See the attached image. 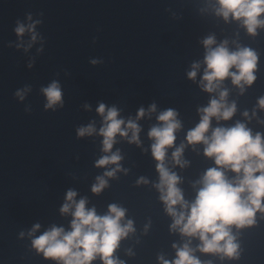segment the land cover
I'll list each match as a JSON object with an SVG mask.
<instances>
[{"label":"water","instance_id":"obj_1","mask_svg":"<svg viewBox=\"0 0 264 264\" xmlns=\"http://www.w3.org/2000/svg\"><path fill=\"white\" fill-rule=\"evenodd\" d=\"M218 8L217 0H0V264H58L38 252L32 240L53 225L70 230L71 215L60 212L69 189L77 192V201L87 198V207L99 215L110 204L126 210L122 224L131 220L134 231L115 253L123 264H162L161 257L174 264L185 245L201 264H264V201L250 224L230 226L238 248L229 257L202 252L198 237L174 231L173 217L155 187L159 174L148 132L165 109L177 111L183 123L176 145L186 144L182 159L189 163L176 165L174 149L168 150L165 163L180 176L185 200L194 201L199 187L194 183L215 166L203 154V145L194 151L185 139L200 120L198 108L213 96L219 99L218 92L200 87L206 67L202 41L210 35L215 36L213 47L226 40L231 51L248 47L258 57L256 80L244 84L243 92L230 78L222 85L229 93L227 103L234 101L237 111L219 124L240 121L254 134L264 133V109L258 104L264 97V27L251 35L242 21L216 15ZM28 13L43 21L30 48V35L17 46L21 38L14 32L17 20L28 23ZM92 59L102 63L93 65ZM195 62L201 67L191 80L187 73ZM53 80L61 86L62 107L46 110L41 89ZM26 88L30 91L21 100L16 92ZM100 102L117 106L125 120H136L141 107L146 114L137 120L139 143H129L131 132L117 136L112 151H120L119 165L98 168L96 161L106 155L98 134ZM153 103L155 112L150 111ZM93 122L96 133L79 137L77 129ZM212 126H217L215 119ZM117 167L115 176L104 175ZM97 177L107 181L99 194L91 190ZM141 177L147 182L140 183ZM36 224L40 229L33 232ZM93 264L102 260L97 257Z\"/></svg>","mask_w":264,"mask_h":264},{"label":"clouds","instance_id":"obj_2","mask_svg":"<svg viewBox=\"0 0 264 264\" xmlns=\"http://www.w3.org/2000/svg\"><path fill=\"white\" fill-rule=\"evenodd\" d=\"M219 8L216 15L222 16L225 21L231 17L236 21H242L243 26L251 35L257 33V29L264 27V0H217ZM43 16V13L40 14ZM28 23L17 20L14 32L21 38L26 33L30 35L28 47L36 41L38 33L36 27L42 24V20L33 19V15H26ZM206 52L204 64L206 65L200 81V87L204 92L217 93L210 99L207 106L198 108L199 122L186 133L187 145H192L195 151L196 145H203V154L214 161V167L208 168L201 178L194 183L196 196L194 201L185 200L183 190L178 187L182 180L180 176L166 166L168 150L176 165L184 168L188 161L182 159L186 147L185 143L176 145L177 132L182 129L183 123L178 119L179 113L172 108L161 111L154 125L148 132L152 140L151 155L157 162L156 169L159 174V182L155 187L160 192V199L166 206V212L173 217L172 229H179L181 234L187 237H198L202 242L200 251L206 253L223 252L229 257L236 255L238 245L230 233V226L243 227L252 222L255 210L261 207L264 201V133H253L245 123L237 121L231 126H222L220 121H230L237 111V105L233 101L227 103L229 95L222 85L229 78L233 85L241 88L243 85H251L256 76L254 71L257 66V54L248 47H238L231 51L225 40L218 46L215 36L210 35L202 41ZM11 46V45H9ZM27 50V49H25ZM93 65L102 63L101 60L92 59ZM201 65L193 63L192 70L187 73L191 80H195ZM235 69V71H233ZM30 91L17 90L16 96L24 99V93ZM46 98L45 109H54L61 104L62 89L58 81L53 80L41 89ZM260 108L264 109V97L258 99ZM90 110V105H85ZM102 118V126L99 135L103 137V151L106 155L96 161V167L107 165H119L122 159L119 150L113 152L116 137H128L129 143H139L141 128L137 120L145 116V109L138 110L137 118L127 119L121 117L120 109L113 105L107 106L100 102L96 108ZM150 111H156V105L150 106ZM255 114V113H253ZM247 117V111L244 112ZM217 121V126H212V121ZM126 125V127H125ZM95 123L81 126L77 129L79 137L91 136L96 133ZM109 170L105 176L113 177L116 171ZM228 172L235 174L229 178ZM140 183L147 181L141 177ZM107 186L104 177H97V182L92 185V192L99 194ZM77 192L69 189L66 199L60 208L62 215H71L70 230L56 225L51 226L41 235L32 240L33 247L43 253L44 257L57 261L58 264H93L99 257L102 264H123L116 256L122 239L134 231L131 220L122 224L126 210L116 204L108 206V212L99 215L95 207L88 208L87 198L77 201ZM181 211H177V208ZM40 225L33 227V232L38 231ZM162 264H170L169 261L160 258ZM174 264H201L199 259L191 254L188 245L177 250V259Z\"/></svg>","mask_w":264,"mask_h":264}]
</instances>
